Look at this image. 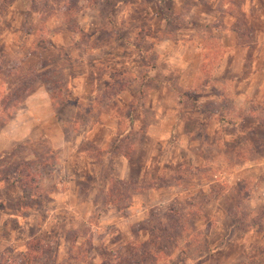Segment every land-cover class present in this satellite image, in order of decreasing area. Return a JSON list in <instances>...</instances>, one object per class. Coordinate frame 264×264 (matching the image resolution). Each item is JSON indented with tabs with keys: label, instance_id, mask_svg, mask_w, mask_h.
<instances>
[{
	"label": "rangeland",
	"instance_id": "1",
	"mask_svg": "<svg viewBox=\"0 0 264 264\" xmlns=\"http://www.w3.org/2000/svg\"><path fill=\"white\" fill-rule=\"evenodd\" d=\"M263 14L0 0V264H264Z\"/></svg>",
	"mask_w": 264,
	"mask_h": 264
},
{
	"label": "crops",
	"instance_id": "2",
	"mask_svg": "<svg viewBox=\"0 0 264 264\" xmlns=\"http://www.w3.org/2000/svg\"><path fill=\"white\" fill-rule=\"evenodd\" d=\"M258 6H259V4H258ZM261 8H262V5L260 6ZM264 15V14H263ZM255 35V40L257 41L254 45H255V52L253 53L254 55H255V57L256 58H258V56L260 55L258 52H257V50L258 49H260V47H261V42H262V37H261V32L260 31H257V33H255L254 34ZM225 58H227L226 56H225ZM255 58V59H256ZM257 61V60H256ZM256 61L254 62V60L253 61H251V65H250V67H249V75H247V76H245L244 78H243V80L245 81V82H247L246 83V86H245V88H244V92L245 93H249V94H252V96L253 97H256V98H259L258 97V94H260V91H261V89L263 88V85H264V80L263 81H256V79H255V77L257 76V74H258V72H259V70H258V67L257 66H255V64H256ZM226 67H230V66H227V65H222L221 66V68L222 69H225ZM244 68H242L241 70H243ZM261 72H263V71H260V73ZM46 94H45V99L47 100V102H48V105H47V102L45 103V105H47V107L49 108V107H51V110H50V113H52V114H54L55 113V111L53 110V105H52V102H51V100H50V96L47 94V92H45ZM240 95L241 94H244L243 92L242 93H239ZM208 98H212L211 96H209ZM216 99H218V98H216ZM219 100V99H218ZM50 103H51V105H50ZM47 108V109H48ZM48 115H50L49 114V112H48V110H47V113H46V116H48ZM22 135H25V134H23L22 133Z\"/></svg>",
	"mask_w": 264,
	"mask_h": 264
},
{
	"label": "trees",
	"instance_id": "3",
	"mask_svg": "<svg viewBox=\"0 0 264 264\" xmlns=\"http://www.w3.org/2000/svg\"><path fill=\"white\" fill-rule=\"evenodd\" d=\"M160 3H161V2H160ZM161 6H162V5H161ZM51 96L53 97V93L51 94ZM53 98H54V97H53ZM56 102H57V101H55V105H57V103H58V102H57V103H56ZM109 200H110V202H114V199H113V198H111V199H109ZM33 248H34V247H30V248L27 249L26 256H27V260H29V261L32 260L30 254L33 253V252H32V251H34ZM35 250H36V251L38 250V246H36ZM32 257L37 258V257H39V255L36 254L35 256H32ZM46 258H47V257H46ZM34 262L36 263V261H34ZM37 263H39V260L37 261Z\"/></svg>",
	"mask_w": 264,
	"mask_h": 264
}]
</instances>
